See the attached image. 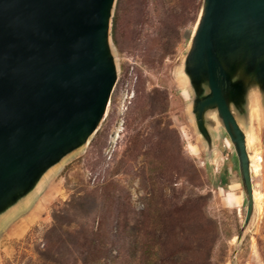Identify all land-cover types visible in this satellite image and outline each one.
<instances>
[{"label": "rangeland", "instance_id": "rangeland-1", "mask_svg": "<svg viewBox=\"0 0 264 264\" xmlns=\"http://www.w3.org/2000/svg\"><path fill=\"white\" fill-rule=\"evenodd\" d=\"M203 3L113 1L105 114L29 204L0 220V264H264V81L242 54L227 68L232 86L222 82L255 138L247 153L263 158L259 173L250 166L262 211L254 201L248 217L236 146L216 107L202 122L196 113L211 93L189 64Z\"/></svg>", "mask_w": 264, "mask_h": 264}, {"label": "water", "instance_id": "water-1", "mask_svg": "<svg viewBox=\"0 0 264 264\" xmlns=\"http://www.w3.org/2000/svg\"><path fill=\"white\" fill-rule=\"evenodd\" d=\"M114 0H0V220L35 193L105 114L116 72L108 57ZM190 66L234 142L254 207L246 136L224 96L231 60L248 55L264 81V0H204ZM236 65V64H235ZM249 221V218L248 220Z\"/></svg>", "mask_w": 264, "mask_h": 264}, {"label": "bare ground", "instance_id": "bare-ground-1", "mask_svg": "<svg viewBox=\"0 0 264 264\" xmlns=\"http://www.w3.org/2000/svg\"><path fill=\"white\" fill-rule=\"evenodd\" d=\"M246 136V147H249L253 141L255 140L253 135H250L248 133L245 134ZM90 138V137H89ZM89 138L85 143L88 142ZM249 164L252 168H254L256 173H259L263 169V158L260 156L258 151H255L254 154H248ZM263 197V194L258 190H253V198L255 201L256 208L260 211H262V202L261 199Z\"/></svg>", "mask_w": 264, "mask_h": 264}, {"label": "crops", "instance_id": "crops-1", "mask_svg": "<svg viewBox=\"0 0 264 264\" xmlns=\"http://www.w3.org/2000/svg\"><path fill=\"white\" fill-rule=\"evenodd\" d=\"M43 182L37 187V189L35 190V192H37L39 190V188L42 186ZM31 197H32V195L30 197H28L27 199H25L18 207H21V206L26 207L29 204V201H30ZM3 218L4 219L7 218V215H5V217H3Z\"/></svg>", "mask_w": 264, "mask_h": 264}, {"label": "trees", "instance_id": "trees-1", "mask_svg": "<svg viewBox=\"0 0 264 264\" xmlns=\"http://www.w3.org/2000/svg\"><path fill=\"white\" fill-rule=\"evenodd\" d=\"M201 3H202V1H201ZM202 5V4H201ZM201 5H200V8H201ZM200 8H199V10L198 11H200ZM197 11V13L199 14V12ZM118 20V17H117V15L114 17V25H113V32H114V34H115V32L117 31V21Z\"/></svg>", "mask_w": 264, "mask_h": 264}]
</instances>
